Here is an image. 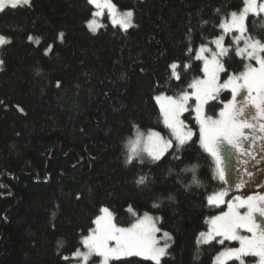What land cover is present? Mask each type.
I'll list each match as a JSON object with an SVG mask.
<instances>
[{"label": "trees", "instance_id": "16d2710c", "mask_svg": "<svg viewBox=\"0 0 264 264\" xmlns=\"http://www.w3.org/2000/svg\"><path fill=\"white\" fill-rule=\"evenodd\" d=\"M112 2L132 10L137 27L125 32L106 15V27L93 34L87 22L95 7L87 0H31V6L0 12V34L12 41L0 46V184L6 185L0 188V264H69L101 206H108L122 226L135 219L126 211L129 204L140 215L162 216L159 226L175 243L161 264H214L224 247L196 244L208 228L205 218L220 210L208 206L207 196L224 186L213 179L214 159L198 142L181 152L182 162L171 156L158 166L147 157L143 165L125 161L133 125L167 134L151 99L159 94L157 86L173 95L203 75L197 67L202 61H192L186 73L177 69L180 85L168 80V65L190 62L195 53L188 54V47L209 44L222 31L216 25L239 11L242 0ZM246 23L252 37L264 40V13L249 14ZM29 35L38 37L39 45L28 41ZM230 57L224 58L229 71L243 70L234 52ZM222 98H230V92ZM192 164L199 166L200 186L192 183V172L182 171ZM140 176L147 177L146 185L137 186ZM169 194L174 201L163 199L159 209L152 208ZM110 264L154 262L127 257Z\"/></svg>", "mask_w": 264, "mask_h": 264}, {"label": "snow or ice", "instance_id": "6c2138e0", "mask_svg": "<svg viewBox=\"0 0 264 264\" xmlns=\"http://www.w3.org/2000/svg\"><path fill=\"white\" fill-rule=\"evenodd\" d=\"M87 3L99 9L92 13L94 18L87 22L88 29L93 34L98 28L106 27L95 19L103 17L104 9H107L113 27L119 25L125 32L137 27L132 21L133 12L129 10L118 13L117 5L112 0H87ZM242 4L239 12H230L216 25L222 32L209 41L215 46V50L206 43H201L195 50L189 46L187 53H195L189 55L190 62L181 65L174 61L168 65L172 70L168 80L174 78L180 85L184 81L177 69L186 73L192 68V61H202L197 67L203 76L193 77L186 87L173 95L165 94L167 89L163 84L157 86L159 94L151 99L159 108V123L163 124L167 134L153 129H148L145 134L137 128L135 138L129 142L126 165H143L145 159L142 154H146L150 162L157 166L169 156L182 162L181 152L189 143L198 142L203 151L214 159L213 179L228 184L226 166H222L226 160L223 155L226 146L241 154H250L248 147L254 146L257 140L264 141V135H256L264 134V40L252 37L246 23L249 14L259 16L264 13V0H242ZM18 6H31V0H0V12L7 7L16 9ZM202 23L206 24L207 21ZM226 36L230 37L227 45ZM63 37L64 33L60 32V42H63ZM27 39L35 41L37 45L40 43V39L32 35ZM11 42L10 38L0 34V46ZM52 49L53 45L50 44L44 54L47 56ZM230 52H234L235 57L239 58L243 70L229 71L230 65H227L224 58H231ZM3 64L4 60L0 59V65ZM56 87H60L59 80ZM224 92H230V98H222ZM3 103L0 100V104ZM16 107L23 112L18 105ZM213 110L215 115L209 114ZM198 167L197 164H192L182 171L192 172V183L200 186L201 182L196 176ZM172 171L170 168L169 173ZM146 183V176H140L136 180L137 186ZM242 186L240 183L235 185L237 189ZM4 187L6 185L0 184V188ZM227 196L228 189L225 188L207 196L208 206L220 210L205 218L208 228L196 237L197 246L213 242L224 246L215 256L214 264H228L230 261L247 264L245 257H256L252 264H264V222L257 219V216L264 218V195L234 196L226 200ZM163 199L174 201L175 198L169 194L159 203H153L152 208L159 209ZM224 205L226 210L222 208ZM126 211L135 217L127 227L119 225L115 213L108 206H101L99 214L91 221L94 227H90L87 234L81 236L80 244L86 251L77 248L71 253V257L80 258L81 264H88L93 256L100 258L98 264H110V261L127 257H140L151 260L154 264H161L165 257H170L169 249L175 240L171 232L158 226L163 223V217L153 216L148 211L140 215L131 204ZM226 241L238 242L239 246L229 247ZM58 243L62 246L64 242ZM62 259L68 261L70 257L65 255Z\"/></svg>", "mask_w": 264, "mask_h": 264}, {"label": "rangeland", "instance_id": "374dc122", "mask_svg": "<svg viewBox=\"0 0 264 264\" xmlns=\"http://www.w3.org/2000/svg\"><path fill=\"white\" fill-rule=\"evenodd\" d=\"M98 10L99 9H97L95 7V11H98ZM126 11H129V10H121L117 7L118 13H123ZM237 12H239V11H237ZM106 15L108 16V18L110 20L107 9H104L103 17H95V19L98 21V23L104 24V22H105L104 17ZM93 18L94 17H92L91 19H93ZM132 21H133V18H132ZM236 34L237 33H232V35H236ZM227 37H229V36L225 37V44L226 45L228 44L226 41ZM208 46L210 48H212L213 50H215V46L213 44L209 43ZM205 55H210V54L205 53ZM238 99H239V97H238ZM137 128L141 132H144L145 134L148 131V130L142 129L140 127H135L133 136L130 137L127 141L128 153L130 151V143L129 142L135 138L136 133H137ZM155 131H158V130H155ZM245 131L247 132L248 130H245ZM256 135L260 136V135H264V134L256 133ZM245 146L247 147V142H245ZM248 153H250V154H241V152H237L236 150L226 146V150L223 153V155L226 156V160L224 161V165H222V166H226V179L229 181L228 184H224V186H223V188L228 189V196L225 197L226 200L230 199L234 196L246 197V196H254L257 194L264 195V141L257 140L254 146L248 147ZM142 157L145 158L147 156H146V154H142ZM248 173H251V175H249ZM237 183H240L243 186L241 188L237 189L235 187V185ZM218 191H216V192H218ZM225 210H226V208H225ZM245 210L246 209H241V211H245ZM151 215L156 216L154 214H151ZM257 219L260 222H264V218L257 216ZM120 226H122V225H120ZM127 226H129V225H126L125 227H127ZM204 231H207V229ZM242 234L251 235L250 233H242ZM157 235H160V234H157ZM238 246L239 245L237 242V245L232 246V247H238ZM80 250L86 251V249H84L83 247L80 248ZM94 257L95 256H93L91 258V260L88 262V264H98L99 261L94 260ZM245 260H246L247 264H252V262L255 261V260L248 261L246 257H245ZM69 264H81L80 258H72V260L70 261Z\"/></svg>", "mask_w": 264, "mask_h": 264}]
</instances>
